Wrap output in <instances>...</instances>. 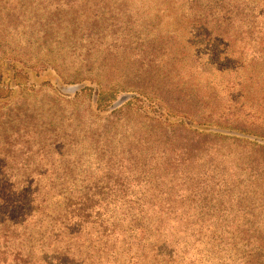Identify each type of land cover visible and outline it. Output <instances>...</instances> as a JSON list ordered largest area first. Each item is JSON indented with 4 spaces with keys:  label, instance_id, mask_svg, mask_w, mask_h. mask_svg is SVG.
Masks as SVG:
<instances>
[{
    "label": "trees",
    "instance_id": "obj_1",
    "mask_svg": "<svg viewBox=\"0 0 264 264\" xmlns=\"http://www.w3.org/2000/svg\"><path fill=\"white\" fill-rule=\"evenodd\" d=\"M28 8L34 68L44 54L49 81L92 73L75 97L111 108L94 127L110 136L81 150L108 156L102 175L39 170L29 189L0 188V264H264V0ZM152 103L165 114L141 115Z\"/></svg>",
    "mask_w": 264,
    "mask_h": 264
},
{
    "label": "rangeland",
    "instance_id": "obj_2",
    "mask_svg": "<svg viewBox=\"0 0 264 264\" xmlns=\"http://www.w3.org/2000/svg\"><path fill=\"white\" fill-rule=\"evenodd\" d=\"M22 3L20 6L16 0H0V188L29 189V175L36 174L39 170L66 173L70 169L81 177L102 175L108 155L99 162V156L94 153L88 160L82 156L81 150L87 149L93 138L104 139L110 136L105 135L102 130L99 131L100 134L94 132L95 128L105 124L111 116V108L96 112L88 97L80 100L75 97L84 84L96 88L95 83L89 80L93 79L90 76L92 73H86L84 79L81 77L82 80L77 83H72L73 77L69 75L72 71L65 75L64 84L55 79L49 81L48 73L51 71L47 63H44V54L39 55V63L34 68L37 57L31 59L29 54L40 44L42 47V41L33 39L29 44V0H23ZM162 23L166 24L167 19ZM95 41L91 42L94 50L97 48ZM35 42L33 51H30ZM205 46L210 53L216 52L215 62L218 68L224 66L226 59L218 53L219 50ZM17 72L21 76L14 78L13 75ZM51 73L55 76L54 72ZM131 93L123 92L120 96ZM150 105H145V110L141 109L140 114L153 117L160 112L165 114L154 103ZM199 111L206 112V105L199 107ZM138 114L137 112L134 116L138 118ZM182 120L184 119L167 117V121L172 123ZM49 124L58 127L60 132L56 135L47 133L46 126ZM73 127L77 134L74 136L71 131ZM72 137L77 144L70 143L69 139L73 140ZM51 143L59 144V148L55 149L56 145ZM49 161H53V165ZM125 167L117 164L113 169L115 173H119ZM85 184L94 183H80ZM14 217L18 218L16 214Z\"/></svg>",
    "mask_w": 264,
    "mask_h": 264
},
{
    "label": "water",
    "instance_id": "obj_3",
    "mask_svg": "<svg viewBox=\"0 0 264 264\" xmlns=\"http://www.w3.org/2000/svg\"><path fill=\"white\" fill-rule=\"evenodd\" d=\"M126 96H123L121 100H123Z\"/></svg>",
    "mask_w": 264,
    "mask_h": 264
}]
</instances>
